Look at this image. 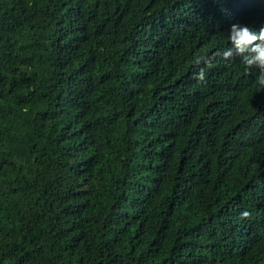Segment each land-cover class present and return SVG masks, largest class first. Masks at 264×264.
<instances>
[{
    "label": "trees",
    "instance_id": "1",
    "mask_svg": "<svg viewBox=\"0 0 264 264\" xmlns=\"http://www.w3.org/2000/svg\"><path fill=\"white\" fill-rule=\"evenodd\" d=\"M236 23L264 0H0V264H264Z\"/></svg>",
    "mask_w": 264,
    "mask_h": 264
},
{
    "label": "clouds",
    "instance_id": "2",
    "mask_svg": "<svg viewBox=\"0 0 264 264\" xmlns=\"http://www.w3.org/2000/svg\"><path fill=\"white\" fill-rule=\"evenodd\" d=\"M228 39L231 41V47L225 48L222 52L217 51L214 57L222 56L223 59L229 60L240 56L246 70H251L252 68L259 70L255 84L264 89V27L256 31L247 25L236 23L231 26ZM201 62L206 63L208 67L212 66L211 60L204 55L198 54L196 63L200 64ZM194 78L203 82L205 80L204 70L201 69ZM249 215L250 213L247 211L242 213L243 217H248Z\"/></svg>",
    "mask_w": 264,
    "mask_h": 264
}]
</instances>
